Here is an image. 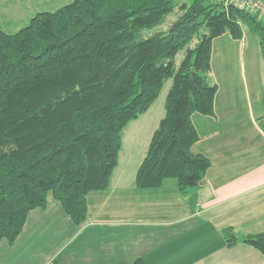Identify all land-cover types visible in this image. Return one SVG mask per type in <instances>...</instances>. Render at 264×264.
Returning a JSON list of instances; mask_svg holds the SVG:
<instances>
[{"label": "trees", "instance_id": "16d2710c", "mask_svg": "<svg viewBox=\"0 0 264 264\" xmlns=\"http://www.w3.org/2000/svg\"><path fill=\"white\" fill-rule=\"evenodd\" d=\"M174 7V0H72L38 11L16 32L0 28V239L13 242L49 193L83 222L87 192L109 185L125 125L169 78L165 114L136 184L158 187L174 176L182 195L199 185L211 159L192 150L200 135L191 114H215L213 38L225 31L242 38L245 24L264 57V14L190 0L168 27L152 30ZM258 122L264 130V114ZM223 234L229 245L243 241L264 253V230L228 226Z\"/></svg>", "mask_w": 264, "mask_h": 264}, {"label": "crops", "instance_id": "0c3cea01", "mask_svg": "<svg viewBox=\"0 0 264 264\" xmlns=\"http://www.w3.org/2000/svg\"><path fill=\"white\" fill-rule=\"evenodd\" d=\"M43 3L0 0V28L16 32ZM11 17L29 21L18 25ZM243 29L242 38L225 31L212 41L215 114H191L200 135L192 150L207 155L211 165L190 195L181 194L174 176L158 187L136 184L165 114L169 78L149 108L125 125L108 187L87 192V218L74 222L49 193L47 205L29 211L13 242L0 239V264H133L137 257L148 264H264L259 248L243 241L229 245L223 234L228 226L264 230V130L258 122L264 57L259 37L245 24Z\"/></svg>", "mask_w": 264, "mask_h": 264}, {"label": "rangeland", "instance_id": "374dc122", "mask_svg": "<svg viewBox=\"0 0 264 264\" xmlns=\"http://www.w3.org/2000/svg\"><path fill=\"white\" fill-rule=\"evenodd\" d=\"M10 1V0H9ZM67 1H70V0H66V1H63V0H44V3L41 4V6L38 8V10H43V9H51V8H56L58 7L59 5L67 2ZM185 1H190V0H174L175 2V7L174 9L169 12L165 18V20L159 24L158 26L152 28V30L154 29H159V28H166L169 26V24L177 17L178 13L181 12L180 8H179V5L182 3V2H185ZM37 10V11H38ZM35 14V13H34ZM32 14H30L31 16ZM27 14L24 16L26 17ZM29 16V17H30ZM10 20L12 21V23H15V24H18V25H25L28 21H29V18H26V19H23V20H18L16 19V17H11ZM18 21V22H17ZM0 24L3 25V19L0 18ZM4 26V25H3ZM9 29V28H8ZM152 30H148V29H145L144 32H150ZM13 31V30H11ZM182 57V52H180L178 54V59H180Z\"/></svg>", "mask_w": 264, "mask_h": 264}, {"label": "built area", "instance_id": "2783aa9c", "mask_svg": "<svg viewBox=\"0 0 264 264\" xmlns=\"http://www.w3.org/2000/svg\"><path fill=\"white\" fill-rule=\"evenodd\" d=\"M226 5L231 3L244 7L251 11L264 14V0H223Z\"/></svg>", "mask_w": 264, "mask_h": 264}]
</instances>
